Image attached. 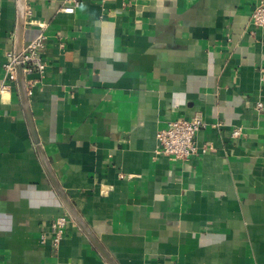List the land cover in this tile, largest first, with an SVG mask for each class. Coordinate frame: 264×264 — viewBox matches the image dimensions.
Masks as SVG:
<instances>
[{
  "label": "crops",
  "instance_id": "crops-1",
  "mask_svg": "<svg viewBox=\"0 0 264 264\" xmlns=\"http://www.w3.org/2000/svg\"><path fill=\"white\" fill-rule=\"evenodd\" d=\"M259 1L81 0L67 13L64 0H26L24 43L46 34L30 94L38 135L118 264H264ZM17 26L18 0H0V264H108L42 163L19 85L1 88ZM194 116L207 123L197 154L156 152L161 128Z\"/></svg>",
  "mask_w": 264,
  "mask_h": 264
},
{
  "label": "built area",
  "instance_id": "built-area-1",
  "mask_svg": "<svg viewBox=\"0 0 264 264\" xmlns=\"http://www.w3.org/2000/svg\"><path fill=\"white\" fill-rule=\"evenodd\" d=\"M64 3L63 10L67 13H74L80 6L81 0H64ZM253 21L256 25L264 26V0H260L257 3L253 12ZM45 42L46 34L44 31H41L33 40L24 44L23 63L29 94L32 93V87L35 82L32 75L35 73L42 74L47 68V63L43 57ZM6 57L4 69L5 80L8 82L2 84V89H9L12 85L18 84L17 55L15 49L8 50ZM258 106L262 108L263 103L260 102ZM206 125L207 123L201 116H194L191 118L179 117L169 121L167 125L161 128L157 133L158 147L156 152L173 159H189L198 153L199 147L197 144V135L201 129L206 127ZM242 134L243 127L241 126H238L233 130V136L238 137ZM69 221L70 218L68 214L58 216L54 220L53 244L55 246H58L64 238ZM41 238L43 241H46L47 236L42 234Z\"/></svg>",
  "mask_w": 264,
  "mask_h": 264
},
{
  "label": "water",
  "instance_id": "water-1",
  "mask_svg": "<svg viewBox=\"0 0 264 264\" xmlns=\"http://www.w3.org/2000/svg\"><path fill=\"white\" fill-rule=\"evenodd\" d=\"M26 0H18V26L16 31V42H15V52L17 55V67H18V85L20 88L22 102L27 114L28 122L30 125L31 133L38 149L40 158L42 163L54 184L63 204L65 205L66 209L68 210L69 214L72 218L79 224L82 230L86 233V235L90 238L92 243L98 249V251L103 255L105 260L108 264H118L116 260L112 257L100 239L96 236V234L92 231L89 227L87 222L84 220L76 206L73 204L72 200L64 190L63 186L61 185L60 181L58 180L52 165L46 155L44 150V146L40 140L38 135V131L36 129V124L34 121L32 108H31V101H30V94L28 92L27 82H26V75L24 72V63H23V49H24V27L26 22Z\"/></svg>",
  "mask_w": 264,
  "mask_h": 264
}]
</instances>
